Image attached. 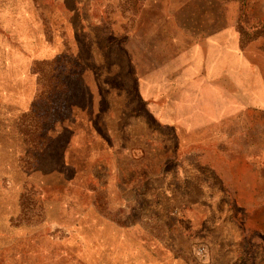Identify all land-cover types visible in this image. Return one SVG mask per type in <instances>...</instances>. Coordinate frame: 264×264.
Listing matches in <instances>:
<instances>
[{
	"label": "rangeland",
	"instance_id": "374dc122",
	"mask_svg": "<svg viewBox=\"0 0 264 264\" xmlns=\"http://www.w3.org/2000/svg\"><path fill=\"white\" fill-rule=\"evenodd\" d=\"M67 35L76 41L65 46L68 54L97 51L100 71L105 65L119 74L123 48L146 65L162 58L166 71L177 59L186 144L211 147L214 132L227 159L250 152L264 174V0H0V264L89 259L73 188L58 195L59 178L73 173L62 170L52 139L76 118L81 107L72 104L86 103L81 68L66 55L35 61L27 75L15 55ZM219 64L225 73L199 75ZM31 79L36 89L26 96Z\"/></svg>",
	"mask_w": 264,
	"mask_h": 264
},
{
	"label": "crops",
	"instance_id": "0c3cea01",
	"mask_svg": "<svg viewBox=\"0 0 264 264\" xmlns=\"http://www.w3.org/2000/svg\"><path fill=\"white\" fill-rule=\"evenodd\" d=\"M58 41L15 55L25 59L27 75L35 61L66 55L81 68L86 103L72 104L81 107L76 118L52 138L62 170L73 173L59 178L58 195L73 188L74 215L88 236L89 259L77 264H264V209L258 205L264 203V174L248 161L250 152L227 159L214 132L207 135L211 147L186 144L177 59L166 71L162 58L146 65L123 48L120 73L105 65L102 73L97 51L69 55L65 46L76 42L74 36ZM218 67L199 75L225 73L224 64ZM35 89L31 79L26 96Z\"/></svg>",
	"mask_w": 264,
	"mask_h": 264
},
{
	"label": "built area",
	"instance_id": "2783aa9c",
	"mask_svg": "<svg viewBox=\"0 0 264 264\" xmlns=\"http://www.w3.org/2000/svg\"><path fill=\"white\" fill-rule=\"evenodd\" d=\"M196 253H197V255H203L204 254V249L203 248H198Z\"/></svg>",
	"mask_w": 264,
	"mask_h": 264
}]
</instances>
